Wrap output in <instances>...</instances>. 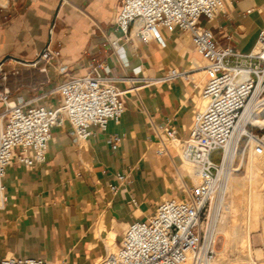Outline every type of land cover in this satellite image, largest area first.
Instances as JSON below:
<instances>
[{
	"label": "crops",
	"instance_id": "crops-1",
	"mask_svg": "<svg viewBox=\"0 0 264 264\" xmlns=\"http://www.w3.org/2000/svg\"><path fill=\"white\" fill-rule=\"evenodd\" d=\"M122 3L0 2V62L13 56L2 64L0 93L8 87L14 97L55 106L59 103L55 89L61 82L86 75L97 65L101 74L127 91L122 117L110 120L106 130L95 127L79 146L69 123L53 127L44 164L27 169L15 163L7 169L0 258L22 255L99 264L118 249L131 223L153 215L160 202L179 196L182 185L193 180L192 168L184 169L189 163L179 145L168 144L166 152L158 153L156 130L171 126L178 138H188L207 80L206 62L188 33L166 29L165 47L133 34L124 43L125 59L110 55L107 35L121 34L114 22ZM200 24L210 28L223 46L250 54L264 28V0H229L225 13L212 20L203 17ZM49 40L60 52L67 75L55 65L31 63ZM172 69L180 73L171 78ZM3 109L0 103V114ZM119 174H128V181L119 180Z\"/></svg>",
	"mask_w": 264,
	"mask_h": 264
},
{
	"label": "built area",
	"instance_id": "built-area-1",
	"mask_svg": "<svg viewBox=\"0 0 264 264\" xmlns=\"http://www.w3.org/2000/svg\"><path fill=\"white\" fill-rule=\"evenodd\" d=\"M12 1V0H11ZM229 0H123L114 26L120 35L108 34L110 55L126 58L124 43L135 34L145 42L155 40L166 46L162 29L188 33L195 49L206 62L207 80L200 92V106L193 115L190 135L177 137L174 127L157 129L160 150L168 144L181 148L184 160L192 165L194 177L184 183L179 196L163 200L153 215L131 223L116 251L99 264H211L216 258V222L219 205L216 196L227 189L230 176L239 168L238 160L247 150L264 153V125L253 117L264 118V28L253 52L247 55L220 44L213 31L200 24L225 13ZM60 52L50 44L36 54L33 65H55L61 75L67 66L59 62ZM100 65L83 76L61 82L55 92V106L36 104L22 96L14 97L5 87L0 93V210L8 195L7 169L19 164L32 169L48 159L52 128L69 123L79 146L95 127L106 130L110 120L119 121L126 107L127 92L114 78L101 74ZM46 70V66L42 67ZM2 70V64H0ZM180 72L172 69L170 77ZM3 78H6L4 74ZM117 138H114L116 140ZM112 141V140H110ZM220 150L221 160L211 156ZM128 181V174H119ZM198 179V182H195ZM219 202V200H218ZM0 264H67L40 257L7 255Z\"/></svg>",
	"mask_w": 264,
	"mask_h": 264
},
{
	"label": "rangeland",
	"instance_id": "rangeland-1",
	"mask_svg": "<svg viewBox=\"0 0 264 264\" xmlns=\"http://www.w3.org/2000/svg\"><path fill=\"white\" fill-rule=\"evenodd\" d=\"M56 96L59 100L57 92ZM221 156L222 152L217 150L212 154L211 159L218 163L221 160ZM263 160L264 154L257 155L252 150H247L244 156H240L238 160L239 168L230 176L225 194L223 192L214 199V204L219 205V214L216 222L215 264H246V260L243 259L244 255H247L249 264H264V224L262 216L264 210L260 209L259 204L258 206L255 204L250 206V203L247 202V193L252 194L254 197L259 192L264 191V165L259 168L253 167L254 164H260ZM190 167L189 164L184 163L186 171ZM233 203L239 207V216L234 223L236 225L234 228L235 243L230 244L223 228L229 226L228 224H233L232 214H230V206ZM222 219L223 224L221 225L220 220ZM247 241L249 249L247 247L244 248ZM223 252L227 254V258L224 261L221 259V253Z\"/></svg>",
	"mask_w": 264,
	"mask_h": 264
},
{
	"label": "bare ground",
	"instance_id": "bare-ground-1",
	"mask_svg": "<svg viewBox=\"0 0 264 264\" xmlns=\"http://www.w3.org/2000/svg\"><path fill=\"white\" fill-rule=\"evenodd\" d=\"M1 1H4V0H0V2ZM253 122L254 123H257V124H260V125H264V118H262V117H260L259 115H255L254 117H253ZM264 154V153H263ZM261 165H264V160L260 163V164H254L253 165V167H256V168H259V167H261ZM190 166H191V168H192V175H193V177H194V169H193V167H192V165L190 164ZM253 173V172H252ZM231 178V177H230ZM229 178V179H230ZM250 180V179H249ZM252 180V179H251ZM195 182H198V179L196 180L195 179ZM228 182H229V180H228ZM232 183H233V181H232ZM247 186V185H246ZM243 188V187H242ZM250 190V189H249ZM253 191V190H252ZM249 193H250V191H249ZM247 202H249L250 203V206H251V204H255V205H257L258 206V204L260 205V209L262 208L263 209V203H264V191L263 192H259V194H257V195H255L254 197L252 196V194L250 195V194H248L247 193ZM226 205V204H225ZM249 206V205H248ZM249 206V207H250ZM256 206V207H257ZM227 207V206H226ZM229 207V206H228ZM231 213L230 214H232V219H233V224H228L229 226H227V227H225V228H223L224 230H225V232H226V235H227V240H228V242H230V244L231 243H235V235H234V228L236 227V225L234 224L236 221H237V219H238V216H239V207L237 206V204H235V203H233L231 206ZM263 211V210H262ZM223 212V211H222ZM226 213V212H225ZM241 213V212H240ZM255 213V212H254ZM249 214V213H248ZM222 215V214H221ZM263 216V215H262ZM230 221V220H229ZM220 223H221V225L223 224V219L222 220H220ZM248 236V235H247ZM246 238V237H245ZM226 240V241H227ZM248 248L249 249V243H248V241H247V243H246V246L244 245V248ZM247 252V251H246ZM249 256V255H248ZM227 258V254L225 253V252H223V253H221V259H222V261H224L225 259ZM243 259H245L246 260V262L248 263L249 262V260H248V257H247V255H244V257H243ZM215 262V261H214ZM214 262H212L211 264H215ZM245 262V261H244ZM246 263V264H247ZM186 264H190L189 262H187ZM245 264V263H244ZM249 264V263H248Z\"/></svg>",
	"mask_w": 264,
	"mask_h": 264
},
{
	"label": "water",
	"instance_id": "water-1",
	"mask_svg": "<svg viewBox=\"0 0 264 264\" xmlns=\"http://www.w3.org/2000/svg\"><path fill=\"white\" fill-rule=\"evenodd\" d=\"M58 12V9H57V11H56V13ZM54 22H55V20H53L52 21V24H51V29H50V31H49V36H50V38H51V34H52V28H53V25H54ZM50 44V40L48 41V43L46 44V46L42 49V51L40 52V54H42L44 51H45V49L47 48V46ZM13 56H6L3 60H1V62H0V64H3L6 60H8L9 58H12ZM18 59V58H17ZM18 60H20V59H18ZM22 61H25V60H22ZM34 62V61H33ZM33 62H31V63H33Z\"/></svg>",
	"mask_w": 264,
	"mask_h": 264
}]
</instances>
